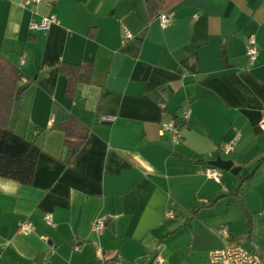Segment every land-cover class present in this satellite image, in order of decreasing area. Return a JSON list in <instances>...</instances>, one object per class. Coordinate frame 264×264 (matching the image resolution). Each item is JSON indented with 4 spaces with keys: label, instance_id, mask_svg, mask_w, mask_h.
<instances>
[{
    "label": "crops",
    "instance_id": "crops-1",
    "mask_svg": "<svg viewBox=\"0 0 264 264\" xmlns=\"http://www.w3.org/2000/svg\"><path fill=\"white\" fill-rule=\"evenodd\" d=\"M171 11L162 27L146 0H0V57L27 86L9 128L42 149L31 185L0 178V264H102L99 250L115 264H204L234 246L264 254V0H180ZM51 15L49 30L32 27ZM66 64L91 66L90 81L69 93ZM71 118L88 138L67 160L60 127ZM171 120L179 143L162 131ZM218 158L239 173L207 177Z\"/></svg>",
    "mask_w": 264,
    "mask_h": 264
},
{
    "label": "trees",
    "instance_id": "trees-1",
    "mask_svg": "<svg viewBox=\"0 0 264 264\" xmlns=\"http://www.w3.org/2000/svg\"><path fill=\"white\" fill-rule=\"evenodd\" d=\"M180 0H146L150 17L171 11ZM61 71L69 77V93L78 83H88L91 76L89 65H62ZM23 78L21 71L8 60L0 57V178L10 179L24 185L33 183L41 147L9 128L11 113L16 103V92ZM65 133L64 147L67 160L74 157L88 138V130L71 118L61 125Z\"/></svg>",
    "mask_w": 264,
    "mask_h": 264
},
{
    "label": "built area",
    "instance_id": "built-area-1",
    "mask_svg": "<svg viewBox=\"0 0 264 264\" xmlns=\"http://www.w3.org/2000/svg\"><path fill=\"white\" fill-rule=\"evenodd\" d=\"M25 6H33L40 3L42 0H22ZM158 18L162 27H166L173 22V12H165L158 14ZM197 18V16H195ZM58 19L51 15L45 18L42 23L40 24H33L32 27L36 30H43L47 31L53 24L58 23ZM132 37V34L124 30L123 31V41H126ZM247 47V55L250 59L251 65L256 64L259 58V46L257 43V39L254 35H251L246 41ZM182 117L184 119H188L190 117V111L186 110L183 112ZM114 120L113 117H104L103 121L110 123ZM260 128L264 131V117L259 123ZM181 127L178 125L175 120H171L169 122L162 124V131L163 132H171L173 134L174 142L179 143L181 137ZM234 150V143L225 144L222 147V151L224 154L229 155ZM206 176L210 179H213L217 182L221 181L222 173L220 168L211 166L205 171ZM167 218H174V213L169 211L166 213ZM44 220L47 225L51 227H55V223L53 221L51 214H46L44 216ZM106 226L105 220H98L93 226L94 232H101ZM20 233L23 235L29 234L32 232V225L29 222H25L21 225L19 229ZM218 233L222 237H226L229 235V229L226 227H221L218 230ZM79 248L76 247V250ZM99 258L102 264H115L111 260H108L103 251H98ZM161 259L156 257L151 262H131V263H120V264H160ZM204 264H264V254L259 253L257 249L254 250H247L241 246H234V247H226L222 249H215L209 252L208 261Z\"/></svg>",
    "mask_w": 264,
    "mask_h": 264
},
{
    "label": "water",
    "instance_id": "water-1",
    "mask_svg": "<svg viewBox=\"0 0 264 264\" xmlns=\"http://www.w3.org/2000/svg\"><path fill=\"white\" fill-rule=\"evenodd\" d=\"M16 2H20L21 0H14ZM27 88V86L25 87H21L17 90L16 92V100L19 101L20 100V97L23 93V91ZM65 154H66V150H65ZM65 156V155H64ZM211 165L215 166V167H218L220 169H223V170H231L234 172V173H239V170L240 169H237V168H233V162L232 161H227V160H223L221 158H218L216 161L212 162Z\"/></svg>",
    "mask_w": 264,
    "mask_h": 264
}]
</instances>
